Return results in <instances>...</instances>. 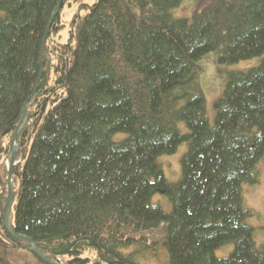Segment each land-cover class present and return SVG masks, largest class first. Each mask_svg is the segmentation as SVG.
<instances>
[{"label": "trees", "instance_id": "1", "mask_svg": "<svg viewBox=\"0 0 264 264\" xmlns=\"http://www.w3.org/2000/svg\"><path fill=\"white\" fill-rule=\"evenodd\" d=\"M70 1L18 135L14 232L63 264H264L244 202L264 161V0H95L60 43ZM55 2L0 0V162ZM210 54L219 65L260 59L227 73L213 125L198 84ZM184 142L170 182L161 158ZM2 227L0 264L28 259Z\"/></svg>", "mask_w": 264, "mask_h": 264}, {"label": "rangeland", "instance_id": "2", "mask_svg": "<svg viewBox=\"0 0 264 264\" xmlns=\"http://www.w3.org/2000/svg\"><path fill=\"white\" fill-rule=\"evenodd\" d=\"M73 4L69 5L67 4L65 8L62 10V13L60 14V25L62 27L61 30V39L59 40L60 43H67L72 30V23L74 18L77 15L84 16L86 14V9L83 8L84 4L92 5L95 0H71ZM195 2H188L185 6H187L188 12H184V14L191 13ZM85 7V6H84ZM187 11L186 9H184ZM218 59L215 54H210L204 57L199 63V78H198V84L201 92L205 96L206 100V113L207 118L210 121V124L215 123L216 119V104L222 94V89L226 80L227 73L229 72H238V71H244L246 69L252 68L254 66L259 65L260 59H250V60H243L236 64L231 65H219ZM29 106L27 105V111L24 113L23 117L28 114ZM29 115V114H28ZM21 118V116H19ZM179 129L182 133H189V129L185 123L179 124ZM16 145V142L13 139V145L14 147ZM188 143L184 142L177 152L172 155H166L161 158V163L164 168L165 175L167 179L170 182H177L181 176V157L183 154L187 151ZM19 151V150H18ZM16 153L15 157V164L17 165L19 161V153ZM11 154V151H10ZM10 154L8 157H4L3 161L0 162V183H1V193H0V218L2 216L1 213V207L4 209L9 188H13L14 194H15V188H14V179L11 181L8 180L9 174L8 171L10 170ZM260 182L258 185L255 186H246L244 188V202L245 207L250 208L256 213V216H254L252 219H250V225L255 229L254 231V238L256 243L261 244L264 242V161L261 163L260 167ZM14 178V177H13ZM158 199L154 201L156 204H158ZM162 200V199H161ZM165 202L160 203L164 208L170 209L168 204ZM15 206V202H14ZM14 208V207H13ZM14 209L12 210V214H10V222L14 221ZM3 223H0V232H1V225ZM4 228V227H2ZM3 231V230H2ZM222 250V249H221ZM231 252V247H228L224 249L218 257H226ZM22 254L27 255V258L25 256H19L16 260H14L15 264H38L36 262L37 260L30 254L29 252L24 251ZM37 257V256H36ZM38 258V257H37ZM39 259V258H38ZM166 259L162 258V264H166Z\"/></svg>", "mask_w": 264, "mask_h": 264}, {"label": "water", "instance_id": "3", "mask_svg": "<svg viewBox=\"0 0 264 264\" xmlns=\"http://www.w3.org/2000/svg\"><path fill=\"white\" fill-rule=\"evenodd\" d=\"M55 3H57V6L55 7ZM54 3L52 9H51V13L49 15L48 21L46 23V27L44 29L43 32V36H42V40L40 43V48H39V57H40V73L39 76L36 80L34 89L31 92V95L28 99V101L23 105V107L21 108L19 115L21 116L20 118V123L17 127L16 132L14 133V141L16 142V145L14 147H12L11 149V154H10V170L8 171L9 177L8 180L11 181L13 179V168L15 167V157H16V153L19 150V144H18V135L19 132L23 129V127L25 126V124H27V121H24V113L27 111V105L29 103V101L32 99V97L34 96V94L36 93L37 89H38V85L40 84L42 75H43V50L46 46V42L47 39L49 37L50 34V30L51 27L53 25V22L55 20V17L59 14L61 8H62V3L63 0H56V2ZM14 202H15V194L13 191V188H9V193H8V198H7V202L6 205L4 207V209L1 208V213H2V223H3V227L4 230L6 231V233L8 234V236L10 237V239H12L14 242H18L22 245V243H25L27 245L30 246L29 251L31 253H33L34 255H36L44 264H59L57 262L51 261L48 258H46L44 255H42V253L40 252V250L37 248L36 243H34L32 240L25 238V237H21L19 235H17L13 228L12 225L10 223V214L13 210L14 207Z\"/></svg>", "mask_w": 264, "mask_h": 264}]
</instances>
